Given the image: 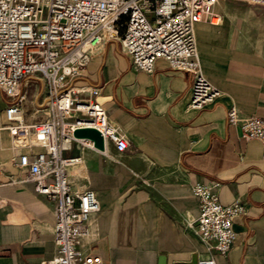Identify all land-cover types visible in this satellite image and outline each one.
Segmentation results:
<instances>
[{"label": "crops", "instance_id": "1", "mask_svg": "<svg viewBox=\"0 0 264 264\" xmlns=\"http://www.w3.org/2000/svg\"><path fill=\"white\" fill-rule=\"evenodd\" d=\"M219 0V23L199 21L196 37L206 76L221 90L193 108L194 76L158 59L155 70L136 69L120 40L94 52L79 87H100L111 122L130 146L86 147L70 166L79 189L92 188L101 210L85 238L104 264H198L214 254L218 264H264V155L259 139H245L230 124L236 103L246 115L264 117V4ZM27 121L47 118L45 84L32 76L22 89ZM13 98L0 87V264H51L55 256V201L35 190L15 164L20 148L8 127ZM36 148L42 149L41 146ZM75 142L66 155H79ZM218 179L223 202L242 198L247 213L236 217L237 239L227 254L208 248L189 222L199 214L192 185Z\"/></svg>", "mask_w": 264, "mask_h": 264}, {"label": "built area", "instance_id": "2", "mask_svg": "<svg viewBox=\"0 0 264 264\" xmlns=\"http://www.w3.org/2000/svg\"><path fill=\"white\" fill-rule=\"evenodd\" d=\"M219 0H0V87L13 101L6 109L8 127L20 148L15 164L37 192L55 201V256L51 264H104L100 254L85 241L94 231L101 210L97 192L74 186L69 168L81 163L86 147L96 148L89 138L77 137L79 127H95L118 152L128 150L123 128L111 122L99 98L100 87L77 86L95 50L110 39L120 40L136 69L152 72L158 59L170 68L192 73L193 108L213 103L221 90L206 76L196 24L219 23ZM264 4V0H243ZM39 76L45 84L41 107L47 118L27 121L21 102L26 81ZM230 124L238 126L245 139H259L264 155V117L246 115L236 103L227 111ZM77 142L79 155L65 151ZM41 146L42 149H37ZM221 181L198 180L192 190L199 214L189 222L204 244L227 254L237 239L234 222L247 213L238 197L223 202ZM198 264H218L214 254Z\"/></svg>", "mask_w": 264, "mask_h": 264}, {"label": "water", "instance_id": "3", "mask_svg": "<svg viewBox=\"0 0 264 264\" xmlns=\"http://www.w3.org/2000/svg\"><path fill=\"white\" fill-rule=\"evenodd\" d=\"M74 135L77 137L89 138L94 141L96 148L104 150L105 140L101 131L95 127H79L74 131Z\"/></svg>", "mask_w": 264, "mask_h": 264}, {"label": "rangeland", "instance_id": "4", "mask_svg": "<svg viewBox=\"0 0 264 264\" xmlns=\"http://www.w3.org/2000/svg\"><path fill=\"white\" fill-rule=\"evenodd\" d=\"M249 4H251V5H252V3H249Z\"/></svg>", "mask_w": 264, "mask_h": 264}]
</instances>
